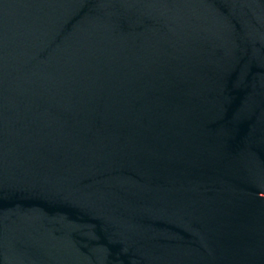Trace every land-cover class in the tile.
Wrapping results in <instances>:
<instances>
[{
	"label": "water",
	"instance_id": "obj_1",
	"mask_svg": "<svg viewBox=\"0 0 264 264\" xmlns=\"http://www.w3.org/2000/svg\"><path fill=\"white\" fill-rule=\"evenodd\" d=\"M0 264H264V0H0Z\"/></svg>",
	"mask_w": 264,
	"mask_h": 264
}]
</instances>
